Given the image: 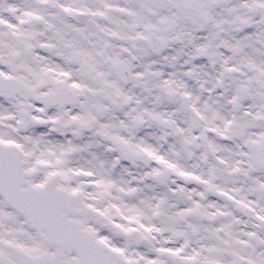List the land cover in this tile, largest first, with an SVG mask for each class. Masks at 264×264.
<instances>
[{
  "label": "snow or ice",
  "instance_id": "snow-or-ice-1",
  "mask_svg": "<svg viewBox=\"0 0 264 264\" xmlns=\"http://www.w3.org/2000/svg\"><path fill=\"white\" fill-rule=\"evenodd\" d=\"M0 264H264V0H0Z\"/></svg>",
  "mask_w": 264,
  "mask_h": 264
}]
</instances>
